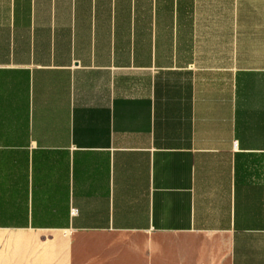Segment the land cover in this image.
I'll return each mask as SVG.
<instances>
[{"label": "crops", "instance_id": "obj_1", "mask_svg": "<svg viewBox=\"0 0 264 264\" xmlns=\"http://www.w3.org/2000/svg\"><path fill=\"white\" fill-rule=\"evenodd\" d=\"M0 264H264V0H0Z\"/></svg>", "mask_w": 264, "mask_h": 264}, {"label": "built area", "instance_id": "obj_2", "mask_svg": "<svg viewBox=\"0 0 264 264\" xmlns=\"http://www.w3.org/2000/svg\"><path fill=\"white\" fill-rule=\"evenodd\" d=\"M73 213L76 214V211L74 210Z\"/></svg>", "mask_w": 264, "mask_h": 264}]
</instances>
